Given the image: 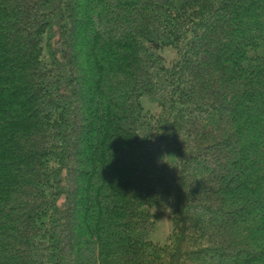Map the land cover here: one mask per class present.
Here are the masks:
<instances>
[{
    "label": "trees",
    "instance_id": "obj_1",
    "mask_svg": "<svg viewBox=\"0 0 264 264\" xmlns=\"http://www.w3.org/2000/svg\"><path fill=\"white\" fill-rule=\"evenodd\" d=\"M0 264H264V0H0Z\"/></svg>",
    "mask_w": 264,
    "mask_h": 264
},
{
    "label": "rangeland",
    "instance_id": "obj_2",
    "mask_svg": "<svg viewBox=\"0 0 264 264\" xmlns=\"http://www.w3.org/2000/svg\"><path fill=\"white\" fill-rule=\"evenodd\" d=\"M162 53L166 55L169 60H171L175 56V50L172 47H166L162 51ZM142 104L146 109L150 111L159 110V106L155 102H152L147 97L142 98ZM156 154L158 157H161L164 160L170 162L176 161V154L174 150L166 144L159 145L157 147ZM171 228H172L171 220L167 215H163L158 221L155 230L151 234V240H153L154 242H158L160 244L166 243L168 241Z\"/></svg>",
    "mask_w": 264,
    "mask_h": 264
}]
</instances>
